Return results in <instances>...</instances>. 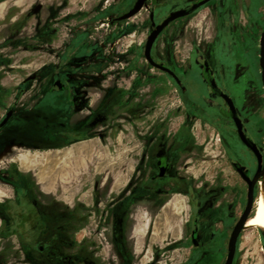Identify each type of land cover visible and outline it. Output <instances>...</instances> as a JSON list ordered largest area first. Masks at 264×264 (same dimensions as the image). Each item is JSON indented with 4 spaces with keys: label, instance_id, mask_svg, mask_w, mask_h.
<instances>
[{
    "label": "rangeland",
    "instance_id": "1",
    "mask_svg": "<svg viewBox=\"0 0 264 264\" xmlns=\"http://www.w3.org/2000/svg\"><path fill=\"white\" fill-rule=\"evenodd\" d=\"M134 2L0 0V123L9 109L17 115L30 111L24 113L27 119L14 122L12 143L0 133V204L15 202L16 214L35 199L47 213L48 234L63 233L65 243L72 244L60 248L65 255H79L80 264H125L112 241V207L125 197L128 249L134 253L129 264H185L190 251L186 194L217 188L220 198L203 217L207 252L194 262L224 264L248 193L231 163L239 161L255 173L257 162L196 61L210 62L217 83L264 152L259 64L264 0H213L163 32L152 54L176 73L179 84L144 56L150 8L115 22ZM46 22L56 29L48 46ZM62 70L86 85L85 108L71 113L72 124L86 129V137L59 122L68 107L58 103L60 94L49 91ZM30 77L35 80L25 84ZM95 111L106 119L93 127ZM80 139L84 143L69 145ZM151 141L176 153V176L186 183L170 195L141 199L136 189L127 191L138 184L142 148ZM20 161L22 169L26 163L32 171L21 172ZM10 166L17 167L20 182L8 174ZM51 243L40 242L46 251ZM0 248L10 257L6 264L19 262L16 237L2 239ZM234 264H264L263 230H243Z\"/></svg>",
    "mask_w": 264,
    "mask_h": 264
},
{
    "label": "flooded vegetation",
    "instance_id": "2",
    "mask_svg": "<svg viewBox=\"0 0 264 264\" xmlns=\"http://www.w3.org/2000/svg\"><path fill=\"white\" fill-rule=\"evenodd\" d=\"M136 1L137 0H135L134 4L130 8L127 9L125 14L134 7ZM201 1H204V0H147L146 6L144 8H147V7L150 8L149 27H148L149 36L151 32L155 30L158 26L162 25L163 22L172 13L182 11V10H189L196 3L201 2ZM212 1L213 0H211L210 2ZM205 5L198 8L195 12H197L199 9H201ZM169 6H172V9H168ZM194 13L174 20L163 30V32L168 30L169 27H171V25L174 24L175 22L186 19L190 17L191 15H193ZM54 21L55 20H51L50 22L52 23ZM115 22H118L117 19H115ZM45 24L46 25L43 29V40L48 46L49 43L56 37V29L55 28L52 29V26H50L48 22H46ZM77 34L78 33H76V35ZM155 43H154V46H155ZM154 46L152 48V52H153ZM259 53H260V49H259ZM52 55L54 54L52 53ZM144 56H145V50H144ZM154 60L157 63L164 64L168 69H170L165 63L157 61L155 58ZM259 60H260V55H259ZM196 63L201 64L202 66L203 79L210 93H212L213 95H215L216 97L224 101L225 105L228 108L226 113L229 116V118L235 123V121L230 116L229 107L226 104L224 98H222L218 94V92L214 91L211 88L210 81L213 80L216 86L218 87V89H220L223 93L228 95L217 83V80L215 78L210 62L204 58V59H198ZM205 63H207V67L205 66ZM170 70L172 71L175 77L168 73H165V72L163 73L167 74L176 83L179 84L180 79L178 78L176 73H174L172 69ZM76 80H79V81L76 83ZM80 80L81 79H76V77L73 74L68 73L65 70L57 72L55 76V83L53 84L49 93L56 92L60 94L62 96V97L60 96L62 99L61 101H58V103L63 102V104L64 105L66 104L68 107V109H66L67 110L66 116H63L64 118L63 119L61 118L59 122L64 121V122H67V126L69 127L71 126L74 129L76 128V129L83 130L82 131L84 133L83 135L84 137H86L88 135L86 132V129L80 127L81 125H73L72 115H71L72 111H75V113H81L83 109L85 108V104L87 103V100L89 98V94L87 90L84 89L86 85L82 84ZM261 80H262V69H261ZM57 82H59V86H60L59 89L55 86ZM26 83L28 82L25 81V84ZM228 96L230 97V95ZM234 107L236 108L235 104H234ZM236 110H237V115L243 122L244 133L246 134L247 138L251 139L254 142V140L249 136L245 123L243 119L241 118L237 108ZM10 111H13L11 118L8 120V122L3 127H0V133L4 135V139L7 140L8 143H12L11 135L15 131V126L13 125L14 122L19 121L21 119H27L24 113L30 112V111H22L20 115H17L18 113L17 111L13 109H9L6 115L3 117L0 125L6 119L7 114ZM93 116H94L93 121L89 123V125L93 127H96L98 124L104 123L106 119L105 117L102 116V113H99L97 111H95V115ZM235 127L237 131L236 123H235ZM237 136L240 139L238 135V131H237ZM80 141H82V139L76 142H72L69 145H73V144L77 145L76 143ZM240 141L254 155L255 160L257 162L256 172L254 173V171L250 167L245 166L239 161H233L231 165L233 169L235 170V172L238 174L239 178L246 185L247 191H249V185L247 181L244 179V177L241 176V174L237 171L234 165L237 164L239 167L244 168L247 171L246 173L248 177L250 178V180L253 181L257 173V169H258V160L255 154L242 142L241 139ZM147 145H148L147 147L144 146L142 148L141 159H140L141 167L139 168V171H138V184L135 187H132L127 192H130L131 194H133L135 193V189H136L137 195H138L137 197L143 199V198H146L148 194L151 196L155 194L159 196H166L167 194L170 195L171 193H175L177 186L179 187H181L182 185L185 186L184 184L186 182L181 177L178 178L176 176V155H175L176 153L166 149L164 146V143L159 142V141H151V143H147ZM259 150L262 152L260 148ZM13 167L14 166H10V169L8 171V174L10 176H12ZM20 171L25 173V169L20 168ZM12 178H14V176H12ZM126 190L127 189H124L121 193L125 192ZM220 194L221 193L218 191L217 188L212 189L210 193H207V194L205 193L204 195L203 194L198 195L194 193V191L192 190L191 192H188V194H186L189 198V203H190V219L188 221V229L190 231V239H189L190 251H189L188 259L186 260L185 264L197 263L198 260L197 261L195 260L194 262V259H196V257H199V256L202 257L203 254L207 252L206 243L208 241L209 234H208V228L204 225L203 217H204L205 212L210 207V205L214 207V204H215L214 200L219 199ZM257 194H258V178L255 179V191H254L255 199H257ZM126 201L127 200L125 197L121 198L117 200L116 203L112 207L113 208L112 209V225H113L112 241L115 247L117 248L116 253L120 255V258L125 264H129L131 259L134 257V253L128 249L129 238L126 233V221H127L126 215H127V210H128V206H127L128 204L126 203ZM247 203H248V193H247ZM247 203H246L243 213L237 218V221L232 227L230 237L228 240L227 258L229 255V244H230L232 233L236 225L240 221L241 217L243 216L246 210V207H247ZM10 206H12L13 209L3 212L6 208ZM24 206L25 207L23 211H20L15 214V211H16L15 209L17 207L15 202L6 201L5 203L0 204V242L2 239L16 237L20 245L21 253H22V256L19 262L16 264H80L79 255H65L64 253L65 251H62L60 249V248L69 249L72 246L71 243H65L66 240H65V236L63 233L58 232L56 234L54 233L51 235L48 234L49 224L47 221V213H43L42 208L40 207L38 202L35 199L32 201L29 200L24 203ZM254 206H255V203H254ZM253 210H254V207L248 217V220ZM22 214H24L25 216H22ZM57 220L61 221L59 226L63 227L64 218L63 217L58 218ZM245 227L243 228L244 231H245ZM9 230L12 233H9ZM239 237H238V240H239ZM41 240H44L46 242H52L48 251H46L45 247L42 244H40ZM238 240L236 243V253H237ZM236 253H235L232 264H234ZM13 258L16 259L15 255H13ZM227 258L224 264H226ZM9 259L10 257L6 256L5 253L1 251V248H0V264H6L7 262H9ZM83 262L84 264H89L87 260H84ZM91 264H94V262H91Z\"/></svg>",
    "mask_w": 264,
    "mask_h": 264
},
{
    "label": "water",
    "instance_id": "3",
    "mask_svg": "<svg viewBox=\"0 0 264 264\" xmlns=\"http://www.w3.org/2000/svg\"><path fill=\"white\" fill-rule=\"evenodd\" d=\"M210 1L211 0H204V1L196 3L189 10H182V11L172 13L163 22L162 25L158 26L155 30H153L151 32V34L148 38V41L146 43V47H145V58L152 67H154V68H156L162 72H165V73H168V74L174 76L172 71L170 69H168L164 64L157 63L154 60V58L152 56V48L154 46V43H155L156 39L158 38V36L163 32V30L170 23H172L174 20H176L178 18L188 16V15L194 13L198 8L207 4ZM146 3H147V0H137L134 7L129 12H127L123 16L119 17L117 19V21L123 22V21H127V20L135 17L146 6ZM259 55H260L259 64H260V68L262 69V84L264 87V31H263L261 38H260V53H259ZM205 66L207 67V63H205ZM34 79H35V77H30L26 80V82H29V81L34 80ZM210 83H211V88L214 91L218 92V94L222 98H224L226 104L228 105L230 116L232 117V119L236 123L237 131H238V135H239L240 139L255 154V156L258 160V169H257V173H256L253 181L250 180V178L248 177V175L246 173L247 171L244 168L239 167L237 164L234 165L236 167L237 171L241 174V176L244 177V179L247 181V183L249 185V191H248V203H247L246 210H245L243 216L241 217L240 221L236 225V227L232 233L231 239H230L229 255H228L226 264H232L233 260H234L235 253H236V243H237L238 237H239L240 233L242 232L243 228L245 227L246 222L248 220V217H249V215H250V213L254 207V203L256 201L255 196H254L255 179L259 177V174L264 169V153H262L259 150V148L257 147V145L251 139L247 138L246 134L244 133L243 122L239 118V116L237 115V110L234 107V103H233L232 99L228 95L223 93L220 89H218V87L216 86V84L214 83L213 80H211ZM55 86L59 89L60 88L59 82H57L55 84ZM12 114H13V111H10L7 114L6 119L3 121V123L0 125V127H3L8 122V120L11 118Z\"/></svg>",
    "mask_w": 264,
    "mask_h": 264
},
{
    "label": "bare ground",
    "instance_id": "4",
    "mask_svg": "<svg viewBox=\"0 0 264 264\" xmlns=\"http://www.w3.org/2000/svg\"><path fill=\"white\" fill-rule=\"evenodd\" d=\"M264 231V169L258 177V194L254 210L246 224L245 231L249 230Z\"/></svg>",
    "mask_w": 264,
    "mask_h": 264
},
{
    "label": "trees",
    "instance_id": "5",
    "mask_svg": "<svg viewBox=\"0 0 264 264\" xmlns=\"http://www.w3.org/2000/svg\"><path fill=\"white\" fill-rule=\"evenodd\" d=\"M12 176H14V178H15L18 182H20L21 175H20V172L18 171V169H17L16 166L13 167V170H12ZM11 209H13L12 206H10V207L6 208L4 211H3V210H2V211L5 212V211L11 210ZM22 216H25V215L22 214ZM2 233H4V232H2Z\"/></svg>",
    "mask_w": 264,
    "mask_h": 264
},
{
    "label": "crops",
    "instance_id": "6",
    "mask_svg": "<svg viewBox=\"0 0 264 264\" xmlns=\"http://www.w3.org/2000/svg\"><path fill=\"white\" fill-rule=\"evenodd\" d=\"M82 143H84V142H82ZM82 143H80V144H82ZM73 145H74V144H73ZM77 145H79V144H77ZM68 146H69V145L64 146V147H62L61 149L66 148V147H68ZM74 146H76V145H74ZM72 147H73V146H72ZM28 161H31V159L28 158ZM20 163H21V167H20V168L22 169V162L20 161ZM23 166H24V168H25V173H26V172H29V171H32V167L29 169L26 163H24Z\"/></svg>",
    "mask_w": 264,
    "mask_h": 264
}]
</instances>
